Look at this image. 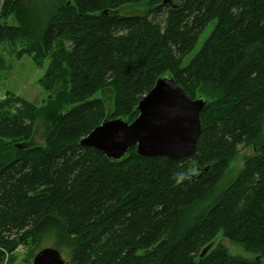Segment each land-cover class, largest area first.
Returning <instances> with one entry per match:
<instances>
[{
	"label": "trees",
	"instance_id": "obj_1",
	"mask_svg": "<svg viewBox=\"0 0 264 264\" xmlns=\"http://www.w3.org/2000/svg\"><path fill=\"white\" fill-rule=\"evenodd\" d=\"M141 1L0 0V20L15 21L0 22V45L47 61L40 83L51 120L44 145H29L40 110L11 92L0 100V264L20 246L34 256L46 240L69 264H262L264 0H148L143 13L116 12ZM163 75L206 99L191 156L132 147L114 161L80 144L105 119L133 121ZM200 86L217 96H197ZM107 89L109 115L93 97ZM250 145L255 153L221 185ZM218 234L255 258L230 254Z\"/></svg>",
	"mask_w": 264,
	"mask_h": 264
},
{
	"label": "water",
	"instance_id": "obj_2",
	"mask_svg": "<svg viewBox=\"0 0 264 264\" xmlns=\"http://www.w3.org/2000/svg\"><path fill=\"white\" fill-rule=\"evenodd\" d=\"M174 0H163V4ZM107 13V12H105ZM203 97L191 99L169 75L159 77L137 104V117L105 119L80 140L107 158L118 161L132 147L143 157L177 160L191 156L201 133ZM264 129V121H263ZM206 246L201 255L209 249ZM30 264H69L54 247L41 248Z\"/></svg>",
	"mask_w": 264,
	"mask_h": 264
},
{
	"label": "rangeland",
	"instance_id": "obj_3",
	"mask_svg": "<svg viewBox=\"0 0 264 264\" xmlns=\"http://www.w3.org/2000/svg\"><path fill=\"white\" fill-rule=\"evenodd\" d=\"M29 1L31 3L44 2L48 4H53L54 2H56V0ZM147 9L148 0H142L139 3L124 5L123 7L117 9L116 12L118 14L130 15L133 13H143ZM2 21L8 24L15 23L12 17L5 20L1 19L0 22ZM213 26L214 22L210 23L202 32L196 46L184 59V65H186L190 61L191 57L200 48L201 44L203 43L209 32L212 30ZM1 56L3 58V64H1L2 66H0V95H3L6 92L17 94V96L24 98L29 103L37 107L36 109L40 110L37 115L33 136L29 141V145L42 146L44 145V138L51 121H49L50 117H48L45 112H42V107L48 104V93H45V90L40 83V79L42 78L46 70L47 61H45L42 66H37L34 63L31 55L24 54L21 57H16L11 52L9 45L7 44L0 45V57ZM196 94L197 96L204 95L208 99V101H211L215 96H217V92L215 90L202 86L197 89ZM93 97L101 98L104 100L107 107L106 114L109 115L113 103V93L111 92V90H99L94 94ZM254 153V145H250L247 147L239 146L238 153L227 165L225 176L220 184L225 185V183L232 180L242 168L245 160L248 157L252 156ZM50 242V240H46L44 243H46V246H50ZM215 242H220L221 244H223L228 249V252L232 255H240L250 259L255 258L253 254L244 251L241 246L229 241L222 234L217 235ZM40 247H35V253L38 251V249H40ZM28 253L29 251H27V248L21 246L18 247L14 252V261L12 264H30L34 256H31ZM61 255L65 260L68 259L66 253L62 252ZM262 264H264V259L262 260Z\"/></svg>",
	"mask_w": 264,
	"mask_h": 264
},
{
	"label": "built area",
	"instance_id": "obj_4",
	"mask_svg": "<svg viewBox=\"0 0 264 264\" xmlns=\"http://www.w3.org/2000/svg\"><path fill=\"white\" fill-rule=\"evenodd\" d=\"M4 98V96L3 95H0V100H2Z\"/></svg>",
	"mask_w": 264,
	"mask_h": 264
},
{
	"label": "crops",
	"instance_id": "obj_5",
	"mask_svg": "<svg viewBox=\"0 0 264 264\" xmlns=\"http://www.w3.org/2000/svg\"><path fill=\"white\" fill-rule=\"evenodd\" d=\"M15 95H17V94H15Z\"/></svg>",
	"mask_w": 264,
	"mask_h": 264
}]
</instances>
